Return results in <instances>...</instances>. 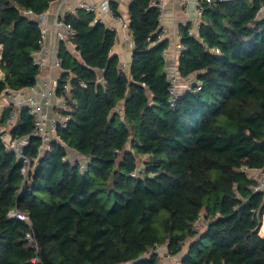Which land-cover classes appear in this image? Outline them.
Wrapping results in <instances>:
<instances>
[{"label": "trees", "instance_id": "1", "mask_svg": "<svg viewBox=\"0 0 264 264\" xmlns=\"http://www.w3.org/2000/svg\"><path fill=\"white\" fill-rule=\"evenodd\" d=\"M56 1L0 0V96L37 85L41 26L24 12ZM152 1L129 7L128 71L114 31L83 9L63 17L79 56L60 44L67 126L46 149L27 108L0 111V264H160L147 254L166 243L181 264H264V191L242 172L264 170V0L217 1L196 34L181 28L178 77L198 75L175 105ZM5 136L27 139V175Z\"/></svg>", "mask_w": 264, "mask_h": 264}, {"label": "built area", "instance_id": "2", "mask_svg": "<svg viewBox=\"0 0 264 264\" xmlns=\"http://www.w3.org/2000/svg\"><path fill=\"white\" fill-rule=\"evenodd\" d=\"M183 4H186L187 0H181ZM227 2L234 0H200L198 5V17L201 19V16L204 11V7L206 5H212L215 2ZM166 0H153L152 5L161 9L163 8ZM80 9L85 10L88 13L93 14L95 17L96 23H104V18L107 15H111L114 18L116 27L112 28L116 34L120 33L121 30L128 33L125 40L129 43L130 49L134 48V39L131 32L129 21L121 16H117L111 9L109 1L98 2L96 0H84L80 4ZM261 12H264V1L261 5ZM25 15L29 17H33L37 21L40 22L41 26V41H40V49L34 52V65L37 66L41 71L45 69H61L63 60L58 55L49 49L46 45V38L48 36L49 30L46 26H44V14L40 16L34 15L31 11H25ZM165 28L160 27V34L158 41L162 39L165 35ZM193 35V31L189 32ZM76 35V31L73 27L66 23L63 18H58L54 23V36L57 41L61 43H65L66 45H71V39ZM179 39H182V35L180 34ZM180 50H184V46L180 45ZM216 52L219 53V50L216 49ZM1 54V48H0ZM1 57V56H0ZM48 57H52V61L49 62ZM122 69L125 70L126 67L122 66ZM177 75L171 76V87H170V102L175 105L177 97L181 94V91L178 87V71ZM57 84L58 82L50 81L46 84V88L43 91H38L35 86L29 87L20 91H16L13 93H4L0 96V111L2 109L8 108L11 105L16 107H25L28 110V114L34 119V131L33 135L38 136L43 141V147L46 149L48 147V143L53 141L57 137L58 127L61 126L65 128L66 118H54L50 115L49 109L53 107V100L57 96ZM191 87L188 89L190 90ZM197 91L201 90V86H198ZM60 108L65 110L66 101L62 99ZM15 119L14 115H12V120ZM5 141L7 145L15 150L18 155L24 159L25 166L22 169V172L27 175V171L30 167L28 160L21 155L20 149L27 144V139L22 140H12L8 136H5ZM81 169H85V165L81 166ZM242 172L246 173L250 176L257 184L255 187L256 191H264V170H253L247 167L242 168ZM255 175H258L255 177ZM13 216H17L19 219L25 220L26 217L19 214L13 213ZM207 226V221L202 216L194 225L195 230L203 232ZM28 241H32L31 237L27 236ZM168 243L162 246H157L152 253L147 254V257H150L152 254H158L161 262L162 260H167L173 258L175 260L174 264H181L180 260L176 257H173L169 254L167 250Z\"/></svg>", "mask_w": 264, "mask_h": 264}, {"label": "crops", "instance_id": "3", "mask_svg": "<svg viewBox=\"0 0 264 264\" xmlns=\"http://www.w3.org/2000/svg\"><path fill=\"white\" fill-rule=\"evenodd\" d=\"M84 0H59L53 2L49 9L44 13V26L49 30L46 38V45L51 49L56 56L59 55L60 43L54 36V23L58 18H63L66 14H75L80 9V4ZM98 2L109 1L117 5V11L119 16L128 20L129 7L132 0H96ZM200 0H187L186 4H183L181 0H166L160 15V26L165 28L166 33L162 37L161 41L167 40L168 47L166 50V71L171 75H177L179 66V58L181 55L180 45L181 40L179 36L181 34L182 27H190V31L194 34L197 33L200 18L198 17V5ZM261 17H264V12L260 11ZM129 21V20H128ZM104 24L106 27L112 30L116 27L114 18L111 15H107L104 18ZM128 33L123 30L116 34V40L112 49V54L119 57L122 66L126 67V71L129 70L131 63L132 49H130L129 43L125 40ZM69 50L74 52L75 56H79L75 52V48L69 45ZM49 62L52 61V57H48ZM62 70L57 69H45L42 70L41 76L38 78L37 85L35 86L38 91H43L46 88V84L50 81L58 82L61 78ZM198 74H194L186 79L179 78L178 87L181 89V93L188 91V89L196 82ZM183 88V89H182ZM62 99L55 97L53 100V107L49 109V113L54 118H63L60 108ZM69 157L72 159L81 158L79 154L73 150L69 151ZM82 159V158H81Z\"/></svg>", "mask_w": 264, "mask_h": 264}, {"label": "rangeland", "instance_id": "4", "mask_svg": "<svg viewBox=\"0 0 264 264\" xmlns=\"http://www.w3.org/2000/svg\"><path fill=\"white\" fill-rule=\"evenodd\" d=\"M194 82V81H193ZM192 82V84H193ZM179 85V84H178ZM183 89V88H182ZM179 90L181 91V89L179 88ZM258 175H255V177ZM263 231H264V221H263V227H262ZM175 260L173 258L167 259V260H162V262L160 264H174Z\"/></svg>", "mask_w": 264, "mask_h": 264}]
</instances>
